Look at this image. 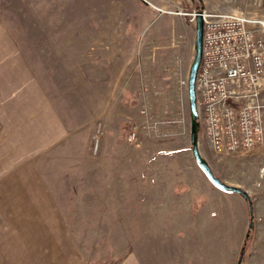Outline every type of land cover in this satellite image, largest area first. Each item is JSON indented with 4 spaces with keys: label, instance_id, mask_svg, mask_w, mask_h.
I'll use <instances>...</instances> for the list:
<instances>
[{
    "label": "rangeland",
    "instance_id": "obj_1",
    "mask_svg": "<svg viewBox=\"0 0 264 264\" xmlns=\"http://www.w3.org/2000/svg\"><path fill=\"white\" fill-rule=\"evenodd\" d=\"M198 10L264 0H0V264H264V142L216 153L197 131L251 230L191 153ZM50 120L63 135L35 144Z\"/></svg>",
    "mask_w": 264,
    "mask_h": 264
},
{
    "label": "built area",
    "instance_id": "obj_2",
    "mask_svg": "<svg viewBox=\"0 0 264 264\" xmlns=\"http://www.w3.org/2000/svg\"><path fill=\"white\" fill-rule=\"evenodd\" d=\"M201 12L198 127L214 152H246L264 142V17L243 11ZM184 85L187 89V80ZM136 134L131 130L128 140Z\"/></svg>",
    "mask_w": 264,
    "mask_h": 264
},
{
    "label": "water",
    "instance_id": "obj_3",
    "mask_svg": "<svg viewBox=\"0 0 264 264\" xmlns=\"http://www.w3.org/2000/svg\"><path fill=\"white\" fill-rule=\"evenodd\" d=\"M195 23V38H194V56L190 64L188 75H187V99L189 108V118H190V128H189V140L192 156L198 165V167L205 174L209 182L217 189L223 192H230L241 195L248 204L249 213V225L248 228L251 230L253 228V206L248 193L237 186L228 185L222 182L218 177H216L211 170L208 163L202 158L199 151V144L197 138L198 131V111L196 105V93H195V79L199 68L201 60V50H202V35H203V17L200 10L196 11L194 14ZM249 236V232L246 234V239ZM244 247L241 248L239 253V258L237 264H241L243 256Z\"/></svg>",
    "mask_w": 264,
    "mask_h": 264
},
{
    "label": "crops",
    "instance_id": "obj_4",
    "mask_svg": "<svg viewBox=\"0 0 264 264\" xmlns=\"http://www.w3.org/2000/svg\"><path fill=\"white\" fill-rule=\"evenodd\" d=\"M164 11V10H163ZM168 18V17H167ZM33 97H36V89H35V86L33 87ZM36 106H34V109H33V111H32V114H33V116H34V120H35V124H37V122H38V111H36V108H35ZM57 124L59 125L60 123L57 121ZM53 120H50V121H47L46 122V125H47V128H48V131L50 132V137H47V136H45V137H43V136H38L37 134H41V128H39V131L37 130V133H34V135H32L33 136V140H34V142H35V144H36V142H38V140H41V141H43L42 140V138L43 139H45V140H47V139H51V140H53V139H55V137H60L61 135H63V131H62V129L59 127V128H57L56 127V125H57ZM46 125H45V127H46ZM40 126V125H39ZM36 129H38V128H36ZM44 129H46V128H44ZM43 129V131H45ZM35 131V130H34ZM43 134V133H42ZM45 134V133H44ZM48 134V133H47ZM23 137H24V133H23ZM27 137H28V135L26 134L25 135V139H27ZM53 138V139H52ZM263 144V143H262ZM260 146V145H259ZM36 146H34V148H35ZM258 147V146H257ZM256 148V147H255ZM255 148H253V149H255ZM260 148H262L263 149V147H260ZM259 148V149H260ZM253 149H251V150H253ZM250 151V150H249ZM247 152V151H246ZM238 153H244V152H238ZM219 190V189H218ZM221 191V190H220ZM223 192V191H222ZM247 192V191H246ZM224 193H229V194H232V195H237V196H241V195H238V194H235V193H230V192H224ZM248 193V192H247ZM249 195V194H248ZM250 197V196H249ZM243 198V197H242ZM251 199V198H250ZM243 200L245 201V199L243 198ZM246 202V201H245ZM251 202H252V200H251ZM247 206H248V204H247ZM252 206H253V203H252Z\"/></svg>",
    "mask_w": 264,
    "mask_h": 264
}]
</instances>
